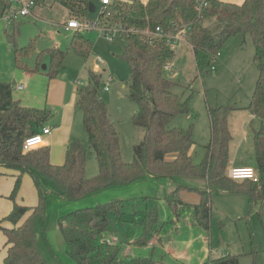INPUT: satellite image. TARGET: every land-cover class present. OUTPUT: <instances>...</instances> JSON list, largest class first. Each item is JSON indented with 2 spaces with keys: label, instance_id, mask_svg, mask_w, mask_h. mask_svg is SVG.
Instances as JSON below:
<instances>
[{
  "label": "trees",
  "instance_id": "16d2710c",
  "mask_svg": "<svg viewBox=\"0 0 264 264\" xmlns=\"http://www.w3.org/2000/svg\"><path fill=\"white\" fill-rule=\"evenodd\" d=\"M35 1L40 4L39 0ZM62 2L79 21L83 22L89 13V0ZM3 8L0 0V18ZM101 17L104 26L115 25L127 32L123 35L122 57L130 69L128 98L137 106L133 124L145 132L143 140L133 148V161L127 163L123 160L118 129L110 118L105 101L99 96L103 77L89 70L87 85L80 87L77 93V106L83 112L89 147L81 141L71 142L62 166L50 163L47 149L24 153L25 139L36 134L35 126L47 121L51 113L13 102L6 110L0 111V165L18 168L21 172L23 167L37 170L39 175L55 182L67 201L82 200L111 186L133 184L145 176L176 183V190L165 198L173 219L163 224L157 203L150 205L157 197H145L143 220L139 224L134 223L140 234L125 245L119 242L116 231L117 223H124L123 201L84 208L59 219V229L78 264H163L153 256L134 255L132 250L164 246L171 240L164 232L166 224L176 231L183 223L209 232L214 192L244 191L249 197L250 212L255 211L259 203L264 204V0H245L241 5L220 0H134L125 7H116L111 16L106 17L103 13ZM184 25H190L188 42L200 72L216 61L215 57L232 37L243 35L252 39L259 79L247 109L261 121V127L253 130L256 167L252 168L256 171L257 182L232 180L228 176L233 140L229 129L232 109H210L211 142L198 165L194 164L192 156L195 143L191 130L168 129L174 117L188 110L191 96L185 99L174 92L179 82L165 69L174 61L175 51L163 39L144 32L153 33L160 27L175 34ZM9 40L14 45L18 68L26 70L23 59L32 52L33 43L19 47L15 34L10 35ZM71 46L84 59L93 49L92 42L80 31L73 35ZM48 54L51 65L47 76L53 80L59 75L67 54L58 48L49 49ZM89 150L94 152L99 165V173L91 179L86 178ZM182 178L203 179L206 186H186L178 182ZM21 185L19 176L9 196L14 202L13 210L0 222V231L6 238L3 264H48L37 236L38 224L45 216L46 197L40 193L39 203L33 207L18 204L16 199ZM181 189L198 193L200 202L184 203L178 196ZM256 214L264 229V212ZM211 263L241 264L240 257L236 255L216 258Z\"/></svg>",
  "mask_w": 264,
  "mask_h": 264
},
{
  "label": "rangeland",
  "instance_id": "374dc122",
  "mask_svg": "<svg viewBox=\"0 0 264 264\" xmlns=\"http://www.w3.org/2000/svg\"><path fill=\"white\" fill-rule=\"evenodd\" d=\"M133 1L111 0L112 6L108 10L114 11L116 7H125ZM224 1L243 4L245 0ZM89 2L96 7V12L88 13L83 22L80 20L83 24V29L80 32L93 44V49L87 59L80 57L71 46L74 32H67L64 27L65 22L68 21L69 10L62 0H39L40 4L36 7L35 13L32 12L33 15L22 20L23 22L20 24H11L7 30L9 34H15L17 44L20 46L33 43L32 52L23 59L25 66L32 69L38 66L40 72L47 75L51 65L48 51L59 48L67 54L59 74L69 82L75 83L79 87H85L89 80V70L102 75L103 84L99 96L106 102L109 115L118 129L123 160L131 163L134 159L133 148L143 140L145 132L143 128L133 124L137 106L128 98L130 69L122 57L124 53L123 34L115 33L114 39H108L102 34L100 31L104 28V19L101 20V14L104 8L101 5V0H89ZM106 17L109 16L106 15ZM0 23L5 28V23L2 20ZM112 27L113 30L117 29L115 25ZM2 43L4 47L1 48L0 45V65L6 70L16 71L18 66L15 55L8 62V59L4 57L7 44ZM8 44L11 45V43ZM174 51L175 61L171 77L176 78V81L179 82V86L174 89V92L183 95L185 99L191 96V99L189 111L174 117L169 123L168 129L191 130V137L195 143L192 156L194 164L198 165L204 159L205 149L211 142L210 109L230 108L232 110L229 113V129L233 140L230 145L229 163L238 162L240 165L256 167L253 130H258L261 127V121L255 118L247 107L259 79V68L254 59L255 49L251 37L237 35L229 39L221 49V57L201 72L197 69L188 41L180 42ZM99 60L102 62H98ZM213 66L216 68L215 70H212ZM110 76L113 78V82L110 91L105 92L104 85ZM50 111L49 113H51ZM76 138L79 141L82 140L89 147L83 120L79 124ZM98 173V161L94 152L89 150L86 178L91 179ZM9 174L8 177H5L7 179L1 180L5 183L13 180V186L10 187L7 184L1 188L6 193H2V195L0 193V222L11 213L14 206V202L9 196L16 183L14 174L18 173L11 172ZM36 176L37 178H32L31 184L28 185L26 175H23L16 202L33 207L39 203V194L45 195V216L43 222L38 224L37 236L39 246L48 264H78L71 256L69 247L59 229V219L71 212L97 207L113 201H123L125 203L123 209L125 215L122 218L124 223L118 222L116 225L119 242L123 245L134 241L140 234L139 228L135 224H139L143 220L142 212L145 209L143 199L145 197H157L156 200L150 202V205L153 206L157 203L163 224L173 219L172 211L165 198L178 185L175 183L174 189H170L167 179L157 180L145 176L133 184L111 186L82 200L67 201L61 195L55 182L43 175L36 174ZM178 182L195 188H205L206 186L203 179L182 178ZM178 196L184 203L190 205L198 204L201 200L198 193L185 189H181ZM211 200V228L209 232L183 223L179 224L178 231L171 225H165L164 232L174 243L175 246L172 244L173 248H177L181 255L180 259L170 254L165 249V245H153L147 249L132 250L133 254L142 257L153 256L163 264H212L213 259L227 255L239 256L241 264H264V229L256 214L258 211L264 212V204L259 203L256 210L250 212L249 197L244 191L214 192ZM5 240L4 234L0 231V264H3L5 257L3 250Z\"/></svg>",
  "mask_w": 264,
  "mask_h": 264
},
{
  "label": "crops",
  "instance_id": "0c3cea01",
  "mask_svg": "<svg viewBox=\"0 0 264 264\" xmlns=\"http://www.w3.org/2000/svg\"><path fill=\"white\" fill-rule=\"evenodd\" d=\"M220 1L226 2V3L238 4L236 2H231V1H224V0H220ZM2 2H3L4 8L2 11L0 21L2 20V22H4L2 17L7 12L8 6L6 4V0H2ZM125 3L128 4L127 2ZM238 5H241V4H238ZM36 7L33 9L32 11L33 13H35ZM71 15H72V12L69 11V16L67 19L68 21L65 22L64 24L65 29H66V25L68 24V22L71 19L76 18L75 16H71ZM9 26L10 25H7L5 23V28H4L0 23V40H1L0 45H1V48H3L4 46L2 42H5L7 44L6 45L7 50H6V54H4V57L8 59V62L10 61L11 58H13V55H15L14 45L9 40V36L13 35L14 33L13 34L8 33L7 28ZM67 32H74L73 33L74 35L75 32H77V30H71ZM8 43H11V45ZM17 45L19 47H23V46H20L19 44ZM193 57H194V54H193ZM173 62H170L171 66H173ZM26 68L27 69L24 70V69H20L17 67L16 71L15 70L9 71V70H6L5 67L0 65V111L6 110L13 102H19L22 106L27 107V108H36V109H41V110L46 109L48 111L51 110L50 111L51 116L48 119L49 121L48 120L45 121L40 126H35V130H36V133H41L42 128L44 127H48L52 130V134L46 137L45 148L43 149L48 150L50 163L52 165L62 166L65 164V161H66L67 150H68L69 144L73 141H79L76 138V133L78 131L79 124L83 120V112L77 106V93L80 87L77 86L75 83L73 84L69 82L64 76H61V74H59L55 79L50 80L48 77H46L47 75L40 72V69L38 66L33 69L28 66H26ZM19 86H23V88L19 89ZM188 111H189V108L188 110H185L181 112L180 114H184L185 112L187 113ZM209 119H210V115H209ZM210 128H211V121H210ZM80 141L82 142V140ZM235 167H252V166L240 165L238 164V162H232L229 164V169L235 168ZM23 169H24L23 172H21V170L18 168H11L8 166L0 165V174H1L0 175V193L1 195L2 193L3 194L6 193L4 192L3 189L1 190L3 185L8 184L10 187L13 186V180L7 181L8 183H5L3 181L1 182V180L7 179L5 177H8L10 175L9 173L11 172L18 173V174H14V177L16 180L19 176H21V179H22L23 175L25 174L28 185L31 184L32 178H35L36 174H38L37 170L34 171L33 169L32 170L26 169L25 167H23ZM168 183L170 185V189H174L175 183H173L170 180H168ZM175 190H173L172 192H174ZM172 244L174 245V243H172L171 241L167 242L165 244V249L168 250L169 253L172 254L174 257L180 259L181 255L178 253L177 248H173Z\"/></svg>",
  "mask_w": 264,
  "mask_h": 264
},
{
  "label": "built area",
  "instance_id": "2783aa9c",
  "mask_svg": "<svg viewBox=\"0 0 264 264\" xmlns=\"http://www.w3.org/2000/svg\"><path fill=\"white\" fill-rule=\"evenodd\" d=\"M6 4L8 6L7 12L3 15L2 19L7 25H11L16 21H20L22 19L27 18L28 16L32 15L33 9L37 6L35 0H6ZM101 5L104 8V11L107 16H111L112 11H109L108 8L112 6L111 0H101ZM202 5V4H201ZM91 28V27H89ZM113 27H107L104 26V28L100 31L102 34H104L108 39H114L115 33H122L123 35L127 33L124 29L118 28L112 29ZM83 29V24L78 19L73 18L71 19L68 24L66 25V30H77L80 31ZM190 33V25H184L182 27H179L178 31L173 33H168L162 28H157L153 33L144 32V34L153 36L155 38L163 39L165 41V44L170 47L172 50H175L177 45L182 41H188V35ZM221 56V53H218L215 57V60L217 61L218 58ZM98 62H102L99 60ZM166 71L170 76H172V66L170 63H168L165 67ZM216 68L213 66L212 70H215ZM113 82V78L108 77L107 81L104 85V91L109 92L111 83ZM23 86H19V89H22ZM52 134V130L50 128H43L41 133H36L28 138L25 139L23 143V152L24 153H30L32 151L42 149L45 147L46 143V137L50 136ZM228 176L232 180H252L254 182L258 181V177L256 174L255 169L252 167H235L231 168L228 171Z\"/></svg>",
  "mask_w": 264,
  "mask_h": 264
},
{
  "label": "water",
  "instance_id": "95a60500",
  "mask_svg": "<svg viewBox=\"0 0 264 264\" xmlns=\"http://www.w3.org/2000/svg\"><path fill=\"white\" fill-rule=\"evenodd\" d=\"M89 7H90V8H89V13H94V12H96V7H95L94 5L90 4Z\"/></svg>",
  "mask_w": 264,
  "mask_h": 264
},
{
  "label": "bare ground",
  "instance_id": "6f19581e",
  "mask_svg": "<svg viewBox=\"0 0 264 264\" xmlns=\"http://www.w3.org/2000/svg\"><path fill=\"white\" fill-rule=\"evenodd\" d=\"M44 128H48V127H44ZM43 129V128H42Z\"/></svg>",
  "mask_w": 264,
  "mask_h": 264
}]
</instances>
